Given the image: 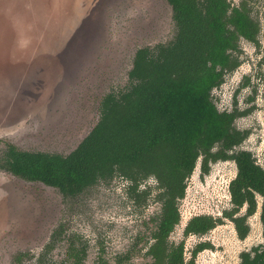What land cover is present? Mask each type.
Masks as SVG:
<instances>
[{"label": "rangeland", "instance_id": "obj_1", "mask_svg": "<svg viewBox=\"0 0 264 264\" xmlns=\"http://www.w3.org/2000/svg\"><path fill=\"white\" fill-rule=\"evenodd\" d=\"M247 1L261 25L259 44L241 41V65L212 99L219 111L246 112L236 121L248 133L242 149L264 168V0ZM175 34L168 0H0V154L10 143L69 155L98 123L102 98L127 85L136 51ZM235 175L227 162L201 177L198 164L188 181L171 241L185 240L188 255L209 242L213 249L197 264H239L243 250L264 241L258 216L244 242L229 222L204 237L183 236L192 217H220L231 207ZM159 211L152 198L135 203L119 178L64 198L55 188L0 171V264H18L21 257L23 264H71L69 240L86 245L83 264H119L127 253L131 258L121 264H144L149 220Z\"/></svg>", "mask_w": 264, "mask_h": 264}, {"label": "trees", "instance_id": "obj_2", "mask_svg": "<svg viewBox=\"0 0 264 264\" xmlns=\"http://www.w3.org/2000/svg\"><path fill=\"white\" fill-rule=\"evenodd\" d=\"M168 3L176 26L173 40L136 51L127 85L102 98L98 123L79 146L64 156L21 151L6 143L0 171L55 188L64 198H74L102 181H126L135 203L152 198L160 205L148 224L146 255L152 262L147 264H194L197 253L208 245H197L185 262L184 243L176 245L169 237L180 222L179 203L199 159L204 173L209 163L235 161L238 174L230 185L233 214L244 204L253 213L256 193L263 198L264 225V171L248 152L228 154L245 135L234 127L238 114L218 112L212 99L213 90L240 65L241 41L258 44L260 25L247 0L238 5L232 0ZM151 180L153 187L148 185ZM213 228L212 218L194 217L184 234L203 235ZM75 242L69 240V260L83 264L86 245ZM44 257L41 254L39 262ZM242 259L243 264H264V251ZM17 263L23 264L22 257Z\"/></svg>", "mask_w": 264, "mask_h": 264}, {"label": "flooded vegetation", "instance_id": "obj_3", "mask_svg": "<svg viewBox=\"0 0 264 264\" xmlns=\"http://www.w3.org/2000/svg\"><path fill=\"white\" fill-rule=\"evenodd\" d=\"M254 18H255V17H254ZM255 19H257V18H255ZM257 21L259 22V20H257ZM259 25H260V22H259ZM260 32H261V25H260ZM259 35H260V33H259ZM244 41H245V40H244ZM246 42H247V41H246ZM251 44H252V43H251ZM258 44H259V36H258ZM258 44H257V45H258ZM254 45H255V44H254ZM255 46H256V45H255ZM241 51H242V47H241ZM241 54H242V52L240 53V59H239V60H240V65H241ZM240 65L238 66V68L240 67ZM238 68H237V69H238ZM237 69H236V70H237ZM236 70H234L233 72L227 74V75L225 76V78H224V82H225L226 77H227L228 75L234 73ZM224 82L222 83V85L224 84ZM222 85H221V86H222ZM221 86H220V87H221ZM218 88H219V87H218ZM218 88H216V89H218ZM214 90H215V89H214ZM214 90H213V91H214ZM213 103H214V102H213ZM215 107H216V105H215ZM216 109L218 110L217 107H216ZM218 112H220V113H222V112H226V113H233V112H236V113L238 114V116L236 117V119H235V121H234V127H235V129H237L239 132H241V133H243V134L245 135V138H244V140L242 141L241 145H239L238 147H235L233 150L229 151L228 154H229V155H233V154L238 153V152H241V151L248 152V153L251 155L252 159L254 160V164H255L256 166H258L259 168H261V169L264 171V168H263L261 165L258 164V162L256 161V159H255L254 155L252 154V152H251V151H248V150H245V149H242L243 144H244L245 141L248 139V133L245 132V131H243V130L238 129L237 126H236V121H237L239 118H241L243 115H245L246 112H243V111L239 110V109L236 108V107L233 108V110H231V111H219V110H218ZM227 162H231V163H233L234 166H235V169H236V175H235V177L230 181L229 186H228V192H229L230 206H231V207H230L229 209L225 210V211L222 213V215H221L220 217H214V216H211V215H197V216H194V217L203 216V217H210V218H212V220L214 221V228L211 229V230H210L209 232H207L206 234H203V235H189V236H185V234H184L185 229H186L188 223L190 222V220H192V219L194 218V217H192V218L187 222V224H186L185 227H184V230H183V236H184V238H189V237H191V236H195V237H204V236H206L207 234H209L210 232L214 231L216 228L225 225L226 222H229V223L233 226V229H234V232H235V234H236L237 239H238L239 241H241V242H244L245 240L248 239V237H249L250 234H251V229H252V228H251V224H250V219L253 218V217H255V216H258L259 224H260V227H261L262 237L264 238V225H263V221H262L263 198H262L260 195L254 193V195H255V203H256V205H255V209H254L253 213H251V214L248 213V212H247L248 206H247L246 204H244L241 208L238 209V212H237V213H234V214H233V211L235 210V206L232 204L231 193H230V185H231V183L237 178V174H238L237 165H236V163H235L234 160H218V161H216V162H214V163H209V167H208L209 169H208V172H207V173H204V172H202V170H201V159H199L198 162H197V165H196V167H195V169H194V171L196 170V168H197V166H198V164H199V169H200L201 177H205V176H207V175L210 174V172H211V168H212L213 165H215V164H217V163H227ZM194 171H193V173H194ZM193 173H192V175H193ZM192 175H191V176L187 179V181H186L187 187H186L185 197H186L187 188H188V181H189V179L192 177ZM185 197H184V199H185ZM184 199H182V200L180 201V203H181ZM180 203H179L180 222H179V224L175 227V230H176V228H177V227L180 225V223H181ZM159 212H160V211H159ZM158 214H159V213H158ZM158 214H157V215H158ZM157 215H156V216H157ZM154 217H155V216H154ZM238 219H239V220H238ZM235 220L240 221V223H241V227H240V228L237 227V225H236V223H235ZM148 230H149V229H148ZM175 230H174V231H175ZM149 233H150V232H148V234H146V236H145V238H144L145 243H146V251H145V255H146V252H147L148 247H149V246H148V243H147ZM173 233H174V232H173ZM173 233H172V234H173ZM172 234H171L170 237H169V241H170L171 243H174V244H176V245H177V244H180L181 242L184 243V257H185V260H186L185 262H188L189 260L192 259L193 251H194V249L196 248L197 245H200V244H207V245H208V248H206V249H204L203 251L197 253L196 257L194 258V264H197L198 256H199L201 253L213 249V247L211 246V244H210L209 242H199V243L194 247V249L190 252V254L188 255V254H187L186 245H185V240H182V241H180V242H178V243L172 242V241H171V236H172ZM263 251H264V241H263V243H261V244H259V245H257V246H253V247H251L250 249L243 250V251L239 254V264H243V259H242V258H243V255H249V257H250L251 259H253V258L256 257L257 254H260V253H262ZM126 256H127L128 259H126V258L123 259V258L126 257ZM146 256H147V255H146ZM147 257H148V256H147ZM130 258H131V254H130V253H127L126 255L122 256V259H120V260L118 261V263L121 264V263L124 262L125 260L128 261ZM148 258H149V257H148ZM149 259H150V258H149ZM151 262H152V260L150 259V261H148V262H146V263H144V264L151 263Z\"/></svg>", "mask_w": 264, "mask_h": 264}]
</instances>
